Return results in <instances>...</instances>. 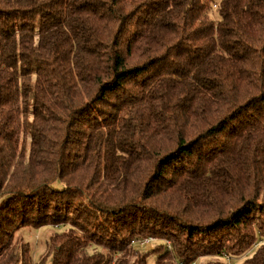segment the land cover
<instances>
[{
  "label": "trees",
  "instance_id": "16d2710c",
  "mask_svg": "<svg viewBox=\"0 0 264 264\" xmlns=\"http://www.w3.org/2000/svg\"><path fill=\"white\" fill-rule=\"evenodd\" d=\"M148 237L264 264V0H0V264H148Z\"/></svg>",
  "mask_w": 264,
  "mask_h": 264
},
{
  "label": "rangeland",
  "instance_id": "374dc122",
  "mask_svg": "<svg viewBox=\"0 0 264 264\" xmlns=\"http://www.w3.org/2000/svg\"><path fill=\"white\" fill-rule=\"evenodd\" d=\"M220 1L221 0H214V3H219ZM64 230V227L59 228L54 226H46L39 229L25 228L19 232V236L23 238L24 242L29 244L32 261L33 263H37L42 257L46 255L47 242L49 241L50 237L52 235L54 236L55 233H60ZM163 244L167 251L171 250L172 245L169 241H165ZM131 247H136V250L149 252L148 264H156L158 255L154 253V251L157 247H160L159 241H156V239H153L152 237L139 238L132 241ZM213 259H215V257L201 258L198 259L194 264H208V262ZM244 260L245 259L236 258L229 260L224 257L222 262L223 264H244Z\"/></svg>",
  "mask_w": 264,
  "mask_h": 264
}]
</instances>
